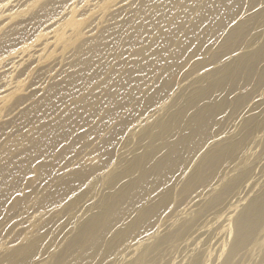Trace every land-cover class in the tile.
<instances>
[{
  "label": "bare ground",
  "instance_id": "6f19581e",
  "mask_svg": "<svg viewBox=\"0 0 264 264\" xmlns=\"http://www.w3.org/2000/svg\"><path fill=\"white\" fill-rule=\"evenodd\" d=\"M67 1L35 0L39 4L27 17L16 18L17 11L2 17L3 24L18 20L1 28L0 36V54L9 52L0 63L13 58L11 67L12 60L0 66V229L13 223L10 231L5 229L11 236L0 239V264L39 262L50 248L46 227L63 212L69 222L62 223L75 234L65 239L61 250L49 253L52 264H116L120 253L118 264H144L167 250L183 251L189 264H206L212 262L205 249L209 242L220 250L213 259L219 262L222 257L217 264H264V181L237 174L246 163L242 158L259 139L255 131L264 118V97L254 98L262 108L255 106L237 117L242 124L235 134L210 135L226 105L242 103L246 96L240 92L255 77L264 81V41L253 48L251 41L241 45L246 34L264 40V0H132L123 7L117 6L118 0H101L84 8L81 17L75 13L80 14L76 7L81 5L65 8ZM94 14L100 24L88 37L85 25ZM43 24L47 28L38 30ZM210 61L219 67L196 73L190 78L195 86L178 94L187 82L172 86L177 75ZM26 62L45 63L34 70L26 67L32 74L30 86L50 64L61 62L63 70L38 98L6 118L7 97H13L14 107L26 99L22 78L14 83L6 79L15 64ZM229 88V95L239 94L230 102L224 97ZM159 94L164 97L156 100ZM145 129L153 133L142 139L143 153L136 149L127 156L125 149L118 155L122 143ZM110 162L116 171L106 173ZM222 166L225 171L217 176ZM230 176L233 180L223 185ZM183 179L177 198L189 202L177 213L181 222L175 228L169 221L161 224L169 218L174 191ZM102 182L106 191L98 199L88 198L85 215L71 214ZM236 184L241 191L223 212L205 216L200 208L206 198L207 204L217 206ZM29 209L41 212L27 217ZM159 218L163 232L156 227L150 234Z\"/></svg>",
  "mask_w": 264,
  "mask_h": 264
},
{
  "label": "rangeland",
  "instance_id": "374dc122",
  "mask_svg": "<svg viewBox=\"0 0 264 264\" xmlns=\"http://www.w3.org/2000/svg\"><path fill=\"white\" fill-rule=\"evenodd\" d=\"M15 1H17V2H15ZM8 0L7 2L6 1H2V0H0V3L2 2V4H3V2H4V4L2 5V4H0L1 6V8H0V21L2 22V21H4L5 19H6V17H5V14L7 13V14H11V13H16V11H17V14H19V17H17L16 16V18H18V19H20V17H27L28 15H30L33 11H34V8H36L37 6H38V4H39V2H38V4L36 3L35 4V0H34V2H33V0ZM27 1V2H26ZM75 1V2H74ZM86 2L88 1V0H85ZM85 1H83V0H68L67 2H65L64 3V7H65V5L67 4V5H69V4H71V3H75V5L77 6V4L78 5H83V6H85V7H83L82 6V8H81V6H78V7H76V11H78V12H80V14L79 13H77V12H75L76 14H78V15H76V16H80L81 17V13H82V11H85L88 7H95V5H97V3H99L101 0H96L97 2H93V0H89L90 1V3H85ZM118 1H120V3H121V5H117V6H120V7H123V6H126V5H128V3L130 2V1H132V0H118ZM9 2V3H8ZM22 2V3H21ZM33 2V3H32ZM79 2H80V4H79ZM28 3V4H27ZM32 5H31V4ZM82 3V4H81ZM84 3V4H83ZM91 3H93L92 5H91ZM119 3V4H120ZM125 3H126V5H125ZM8 4V5H7ZM17 4V5H16ZM88 4V5H87ZM6 6V8H5V6ZM25 5V6H24ZM30 5V6H29ZM66 5V6H67ZM87 5V6H86ZM9 6V7H8ZM33 6H35L34 8H31V7H33ZM264 6V5H263ZM3 7V8H2ZM8 7V8H7ZM16 7V8H15ZM25 7V8H24ZM28 7H30V8H28ZM66 8V7H65ZM84 8H85V10H84ZM1 9H3L2 11L4 12H1ZM9 11H8V10ZM12 9V10H11ZM16 9V10H15ZM22 9V10H21ZM80 9V10H79ZM82 9V10H81ZM19 10H21V11H19ZM26 10V11H25ZM95 10H97V9H95ZM6 11V12H5ZM8 11V12H7ZM13 11V12H12ZM22 11H24L25 13H23ZM96 12V11H95ZM253 12V10H251V11H247L246 12V14H251ZM23 14V16H22V14ZM2 14H4V15H2ZM26 14V15H25ZM85 14H87V13H85ZM96 14V16H97V14L98 13H95ZM95 14H94V16H93V18H88L86 21V25H85V31H86V35L88 36V37H93L94 36V33L97 31V29H98V27H99V24H100V22L99 21H97V19H96V16H95ZM2 15V16H1ZM2 17H4L3 19H2ZM82 17H84V14L82 15ZM90 17H92V16H90ZM14 19V20H12V21H9V22H7V23H5L4 22V24H3V22L1 23L0 22V36H1V34H2V31L3 30H5L6 28H8L10 25H12L13 23H15L18 19ZM58 18H60V17H58ZM93 19V20H92ZM11 22V23H10ZM13 22V23H12ZM9 23V24H8ZM1 25H3L2 27H1ZM47 25V24H46ZM46 25H42L38 30H44V28L46 27ZM94 25V26H93ZM6 26V27H5ZM92 26V27H91ZM4 27V28H3ZM1 28H3L2 29V31H1ZM47 28V27H46ZM88 29V30H87ZM52 29H48V31H51ZM37 32H39V31H37ZM45 32H47V30L45 31ZM246 36V37H245ZM244 37H243V39L241 40V45H245V44H247L248 42H250L251 41V43H250V45L252 46H250L251 48H253V47H256V46H258V45H261L262 43H263V38L260 36H254V33L253 34H246ZM32 40H34L33 39V37H32V39H30V40H28V43H30ZM245 40V41H244ZM25 43H27V41H24ZM24 42H22V43H24ZM21 43V44H22ZM255 43V44H254ZM19 45H17L16 47H18ZM16 47H14L10 52H12V51H14L15 49H16ZM9 54V52H7V53H3V55L2 54H0V57H4L5 55H8ZM223 56L224 55H222V56H220V57H218L217 59H215V60H211L213 63L216 61V60H220V58L222 59L223 58ZM1 59V58H0ZM12 60V61H11ZM7 61H11L10 62V65H8V67H11L12 66V62H13V58H7L4 62H1L0 63V66L1 65H3L5 62H7ZM208 62V63H206V64H204V65H202L201 67H199V68H195V69H192V70H190L189 72H187L186 74H182L183 73V70H182V72H180L179 73V75H177V77L174 79V81L172 82V86H174V85H178V84H180V83H186L185 85H183L181 88H180V93L178 92V94H184V93H188L189 91H187L188 90V88H189V90L191 89V88H193L194 86H195V84H193L192 86H191V84H192V82L194 81V80H190V78H192L193 79V77L195 76V74L196 73H198V72H201V71H203L204 69H206L207 71H209L210 73H211V71L210 70H208V69H210V68H213L212 66L214 65V64H210V63H212V62ZM30 64V62H26L25 64H23L22 66H17L16 64L14 65L15 66V68H13L12 70V72L14 73V75H13V73H11V74H9L11 77H8V79H6V80H10L12 83H14L15 81H21L20 79L22 78V81H21V89H22V95H24L25 96V102L21 105V106H19V107H14L13 106V97H11L10 96V98L9 97H7V100L5 101V105L7 106V108L10 110V111H12V112H10L9 110H7V108H6V113H7V116H5L6 118H12V117H14V116H16L21 110H22V108H25L28 104H30L34 99H36V98H38L41 94H42V89L47 85V84H49L50 83V81H51V79L52 78H54L55 77V75H57L58 73H60L62 70H63V66H62V63L61 62H55L54 64H50L49 65V67H47L46 69H45V71H44V74H43V77H41V80L39 81V82H37L35 85L33 84L32 86H30V83H31V78H32V74H28V71H29V69L30 70H34L35 69V67H41V64H45V63H41V64H37V65H35V64H31V65H29ZM223 64H225V63H223ZM30 66V67H28V68H26L27 66ZM42 65V66H43ZM61 65V66H60ZM212 65V66H211ZM215 65H216V67H215ZM214 65V68L216 69V68H218L219 66L217 65V64H215ZM18 68H17V67ZM52 66V67H51ZM60 66V67H59ZM208 67V68H207ZM60 68V69H59ZM213 68V69H214ZM212 70V69H211ZM25 72H26V74H25ZM48 73V74H47ZM23 74H25V75H23ZM206 74H208V73H206ZM205 74V75H206ZM204 76V75H203ZM25 77V78H24ZM46 77V78H45ZM51 77V78H50ZM200 77H202V76H200ZM200 77H198V78H200ZM50 78V79H49ZM31 79V80H30ZM188 79V80H187ZM255 79H256V81H255ZM24 80V81H23ZM190 80V81H189ZM2 81H4L3 80V77H2ZM14 81V82H13ZM47 81V82H46ZM185 81V82H184ZM46 82V83H45ZM253 82H256V83H254L253 84ZM253 82H252V84H250L249 86H247V88L245 89H243L240 93H242L243 92V94L246 96V99L242 102V103H240L237 107L236 106H234V105H232V104H227L226 105V107L224 108V111H222V113H220V115L217 117V119H216V121H215V123H214V125L212 126V128H211V132H210V135L211 136H215V134L216 135H219V133L221 134V133H224V132H226V131H229L230 132V135H233V134H235L236 133V131H238V129H239V127H240V125L242 124V121L240 120V119H238L237 117L242 113V111H246V112H248V110H251L252 108L254 109V107L256 106V107H258L259 106V102H260V100H255V99H259V96L261 97V96H263L264 97V81L262 80V82H260L259 81V79L257 78V77H255L254 78V80H253ZM190 85V86H189ZM259 85V86H258ZM251 86V87H250ZM24 87V88H23ZM40 88V89H39ZM231 89H232V87H230ZM226 89L225 91H226V95H224V97L226 98V100L228 101V102H230V99L231 98H233V97H235V96H237V95H239V94H237V93H233V95H229V92H231V89ZM37 89V90H36ZM29 91V92H28ZM36 91H39V92H36ZM248 91V92H247ZM0 92H1V90H0ZM31 92V93H30ZM29 93V94H28ZM186 93V94H187ZM25 94H27V95H25ZM40 94V95H39ZM247 94V95H246ZM163 94H159L158 96H157V99L156 100H159L160 98H162V97H164V96H162ZM33 97H35V98H33ZM228 98V99H227ZM255 98V99H254ZM8 101H9V103H8ZM254 101V102H253ZM258 103H257V102ZM161 102H163V101H160V103ZM251 102V104H249ZM256 102V103H255ZM7 103V104H6ZM171 104H174V102L172 103L171 102ZM230 105V106H229ZM248 105V106H247ZM5 106V107H6ZM9 106H10V108H9ZM234 107V108H233ZM236 107V108H235ZM20 108H21V110H20ZM247 108V109H246ZM259 108H262V107H260L259 106ZM18 109V110H17ZM232 109V110H231ZM230 111V112H229ZM9 112H10V114H9ZM225 112V113H224ZM257 112H259V111H254L253 113L255 114V113H257ZM16 113V114H15ZM153 113V112H152ZM152 113H150L149 115H148V117H146L147 119H149V116H151V114ZM15 114V115H14ZM14 115V116H13ZM223 115V116H222ZM152 117V116H151ZM6 118H4L3 120H5ZM141 118V117H140ZM137 120H139V117L138 118H136ZM146 119V120H147ZM238 119V120H237ZM263 121H262V120ZM260 119V121H259V123H258V128H256V135H257V137H259V139L257 140V142L259 143V142H261V143H257V142H255L253 145H251L250 146V148L252 149L253 147V149L251 150H249L248 151V154L246 155L247 157H249L248 159H246L245 158V156L242 158L246 163H244V161L242 160L241 161V164H243V165H241L242 167H240L239 168V170L237 171V174L238 173H241V174H244L245 175V180H247V179H251V180H253L254 182H258V183H261V181L263 182L264 181V168H263V165L262 164H264V145H262L263 143H264V126L262 127L261 126V124L263 123V125H264V118H261ZM222 120V121H221ZM139 121H141V120H139ZM220 123H219V122ZM262 121V122H261ZM217 122L219 123V124H217ZM140 123V122H139ZM237 123V124H236ZM217 124V125H216ZM260 124V125H259ZM215 126V127H214ZM218 126V127H217ZM214 128V129H213ZM25 129V128H24ZM24 129H22L23 130V132H25V130ZM150 129V128H149ZM149 129H145L143 132H139L138 131V134L139 135H135L131 140H127L128 142H124V144L122 145H120V148H119V151H121L122 149V152H119L118 153V155L121 153H123V151L125 150V149H127V151L125 150L124 151V153L125 154H127V156L129 155H132V153H133V151L132 150H136V149H138L137 151L138 152H142V150H143V152H144V148H142L143 147V143H145V140H142L143 138H146L147 137V135L149 134V133H153V131H150ZM218 129V130H217ZM258 129V130H257ZM234 131L233 133H232V131ZM148 131V132H147ZM150 131V132H149ZM23 132H20V133H23ZM213 133V134H212ZM232 133V134H231ZM143 134V135H142ZM145 134V135H144ZM260 134V135H259ZM142 138H141V137ZM4 139H2V140H5L6 138H7V135H5L4 137H3ZM137 138V139H136ZM147 141H149V139H146ZM262 140H263V142H262ZM134 141V142H133ZM139 143V144H142V145H136V143ZM135 143V144H134ZM137 143V144H138ZM243 143H245V144H241V146L239 147V150L241 151V150H243L244 149V147H245V145L248 143V140H247V142L246 141H244ZM131 145V146H128V145ZM261 144V145H260ZM254 145H256V146H254ZM259 145V146H258ZM127 146V147H126ZM125 147V148H124ZM241 147H243V148H241ZM142 148V149H141ZM121 149V150H120ZM131 149V150H130ZM140 149H141V151H140ZM259 150V151H258ZM128 151H129V154H128ZM256 151V152H255ZM142 152V153H143ZM250 154V155H249ZM251 154H253V155H251ZM262 155V156H261ZM254 156V157H253ZM257 156V157H256ZM119 158L117 159L118 161H120L119 159H120V156H118ZM121 157H123V156H121ZM235 158H237V157H235ZM245 158V159H244ZM250 159H251V161H250ZM117 160L115 159V161H116V163H117ZM237 160H238V158H237ZM260 160V161H259ZM247 162H249V166H248V164H247ZM251 162V163H250ZM111 163V167H110V164H107L105 167L107 168V169H105V167L103 168V169H105V170H107V172L106 173H108V172H111V173H113L114 171H116V165H114L112 162H110ZM261 163V164H260ZM252 164V165H251ZM109 165V166H108ZM256 166H257V168H256ZM223 168H224V166H222ZM222 167H220L219 168V170L217 171V173H216V175L217 176H219V174H221V173H223L224 171H225V168H226V166H225V168L223 169ZM261 168V169H260ZM250 169V170H249ZM253 169H254V176H253ZM255 169H257L258 170V172H255ZM105 170H104V172H105ZM109 170V171H108ZM111 170V171H110ZM223 170V171H222ZM249 170V171H248ZM252 170V171H251ZM256 170V171H257ZM261 171V172H260ZM260 172V173H259ZM256 173H258V174H256ZM215 175V176H216ZM256 175V176H255ZM214 176V178H217V176L215 177ZM231 177V178H230ZM230 177H228L226 180H225V183H223V185H225L226 184V182H227V184L228 183H230L232 180H233V176H230ZM246 177H248V178H246ZM250 177V178H249ZM184 178H186V177H184ZM214 178H213V180H214ZM227 180H231V181H227ZM244 180V181H245ZM183 181H184V179L180 182V184L178 185V187L175 189V191H176V195H175V191H174V195H173V199H172V205H171V208H170V210H169V212H170V214H169V218H167L166 219V221L164 220V221H162V223H161V220H162V218L160 219H157L156 221H155V223H154V225H153V227L151 228V230H148L149 232H150V234H151V231L153 232L154 231V229L156 228V227H159L160 225H159V223H161V224H163L164 222L166 223V222H171V224H173L172 225V227L173 228H175V226L176 225H178V223L179 222H181L180 221V218H178L177 217V213L180 211V210H182L184 207H188V202H189V200H183V201H181L180 202V200L178 201V198H177V193H178V191H179V188L181 187V185L183 184ZM243 181V182H244ZM242 182V183H243ZM245 183V182H244ZM243 183V184H244ZM100 185H101V188H100ZM240 185V184H239ZM236 187L238 188L239 186L236 184V185H234L233 187H232V190H231V194L229 195V197H226L224 200H223V202L222 203H220L219 205H217V206H212V205H210V202H208V204H207V201H210L209 199H210V197H207L206 199H208V200H206V201H204L203 203H202V205H201V210L202 209H204L206 212H205V216H206V214L208 215L209 213H213V211L214 212H219V213H222L223 212V209L226 207V206H228V203L230 204L232 201L231 200H234V196H235V194L236 193H238L237 191H241V189L240 188H242V186H240L238 189H236ZM97 188V189H96ZM96 188L95 189H93L92 191H91V193H87V196H85V199H84V201L81 203V202H78L74 207H73V209H72V212H71V214H73V215H75L77 218H81L82 216H84L85 215V213L87 212L86 211V207H87V204L88 203H90V201L88 200V198L89 199H91V197L92 196H96L95 197V199H98L99 197H100V195L102 194V192H104V191H106V185H104L103 184V182H102V184L100 183V184H97V186H96ZM99 188V189H98ZM105 188V189H104ZM104 189V190H103ZM234 189V190H233ZM256 189H253L252 190V192L253 191H255ZM239 191V192H240ZM234 192V193H233ZM95 193V194H94ZM91 194V195H90ZM234 194V195H233ZM233 196V197H232ZM232 197V198H231ZM95 199H93L94 201H95ZM13 201V198H11L10 200H9V202H12ZM85 200H87V201H85ZM226 200H228V201H226ZM86 202V203H85ZM88 202V203H87ZM85 207V208H84ZM76 211V212H75ZM29 212H31V213H29ZM41 212V210H37V209H29L28 210V216L27 217H29V216H32V214L34 215L35 213H36V215H38V213H40ZM78 212V213H77ZM31 214V215H30ZM77 214V215H76ZM80 214V215H79ZM68 215V213H65V212H63V213H59L58 214V216H56V218H55V220L53 221V222H51V223H49V225L46 227L47 228V231H49V233H51L50 235H49V237H48V239H49V242L48 241H46V244L47 245H49L50 246V248L49 247H47V248H49V250H47L48 252H46V253H42V257L40 258V259H42V260H44V261H42V260H40L39 258V262H37L36 264H52L53 263V258L52 259H50V255L51 254H49V253H52V252H58L59 250H61L63 247H64V245H65V243H66V238L68 239V238H70V237H72L74 234H75V229L72 227V226H67V224L65 223V224H63L64 223V221L65 222H69V218H66V216ZM63 217V218H62ZM172 217V218H171ZM174 217V218H173ZM177 218V219H176ZM64 220V221H63ZM62 221H63V223H62ZM160 221V222H159ZM175 221V222H174ZM178 221V222H177ZM72 222V221H71ZM159 222V223H158ZM201 222V221H200ZM59 224H61V225H59ZM13 225V223L11 222V223H9L8 225H6L3 229H0V239L1 238H3V240H5L4 238H6V237H10L11 235H10V233L8 234V231H10V230H8V229H10L11 228V226ZM54 225V226H53ZM59 225V226H58ZM64 225V227L65 228H63L62 226ZM58 226V227H57ZM59 227H61V228H63L64 230V232L63 233H61V235H59V236H57L58 234L57 233H59V230L61 229V228H59ZM66 227H67V229H66ZM55 228V229H54ZM73 228V229H72ZM8 230V231H6V230ZM66 229V230H65ZM153 229V230H152ZM51 230V231H50ZM74 232H73V231ZM159 233H162L163 232V230H164V227L163 226H161V227H159V228H157L156 229ZM6 231V232H5ZM52 231H53V234H52ZM71 231H72V233H71ZM149 232H146V234H148ZM71 233V234H70ZM5 234V235H4ZM10 235V236H9ZM54 235V236H53ZM63 235H65V236H63ZM51 236V237H50ZM229 236H231V235H229V234H226L225 235V237H226V239H230L229 238ZM204 237L205 236H203V239H204ZM55 238V239H54ZM57 238V239H56ZM47 239V240H48ZM61 239H63V240H61ZM2 240V239H1ZM56 240V241H55ZM131 240H133L132 238L131 239H129V242H131ZM227 240V241H228ZM134 241H136V239L134 240ZM55 242V243H54ZM56 242H58V243H56ZM132 243H134L133 241H132ZM198 246H202V243L200 244H198ZM211 246V247H210ZM205 249H206V251L207 252H209V254H210V256H211V259H212V262H207L206 264H217V262L218 261H213V259H216V258H218L219 257V255H220V250L217 248V246H215V245H213V243H211V242H209L207 245H205ZM52 250V251H51ZM209 250H211V251H209ZM176 251V252H175ZM175 251H173V250H167V251H165V252H161V253H159L158 255H155L154 256V258L153 259H151V260H147V261H144V264H183L184 263V261H185V255H184V252L183 251H181V250H175ZM178 251V252H177ZM138 252H139V250H138ZM175 252V254L176 255H174L173 253ZM181 252V253H180ZM211 252V253H210ZM170 253V254H169ZM177 253H180L182 256H180V254H177ZM47 254V255H46ZM166 254H168V256H166ZM216 254V255H215ZM45 255V256H44ZM123 254L122 253H120L119 254V258H120V256H122ZM172 255H174V256H172ZM218 255V256H217ZM158 256V257H157ZM173 258H172V257ZM179 256H180V258H179ZM55 258V257H54ZM119 258H118V263H119ZM157 258V259H156ZM163 258H165V259H163ZM168 258H170V259H168ZM177 258H179L178 260H177ZM222 259V257L219 259V262H220V260ZM161 260V261H160ZM41 261V262H40ZM160 261V262H159ZM164 261V262H163ZM168 261V262H167ZM43 262V263H42ZM52 262V263H51ZM159 262V263H158ZM183 262V263H182ZM218 262V263H219ZM117 262H116V264H118ZM189 264L188 263V261L186 260L185 261V264ZM121 264H124V263H121Z\"/></svg>",
  "mask_w": 264,
  "mask_h": 264
}]
</instances>
